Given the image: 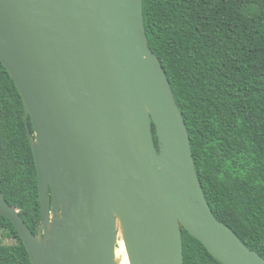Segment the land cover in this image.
Masks as SVG:
<instances>
[{
    "label": "water",
    "instance_id": "water-1",
    "mask_svg": "<svg viewBox=\"0 0 264 264\" xmlns=\"http://www.w3.org/2000/svg\"><path fill=\"white\" fill-rule=\"evenodd\" d=\"M0 60L27 113L39 235L1 191L0 215L31 264H117L118 221L129 264H184L183 229L221 264H264L207 201L143 0H0Z\"/></svg>",
    "mask_w": 264,
    "mask_h": 264
},
{
    "label": "trees",
    "instance_id": "trees-1",
    "mask_svg": "<svg viewBox=\"0 0 264 264\" xmlns=\"http://www.w3.org/2000/svg\"><path fill=\"white\" fill-rule=\"evenodd\" d=\"M143 14L207 201L264 258V0H143ZM26 117L0 60V191L38 236V175ZM30 131L34 136L31 121ZM153 132L158 148L154 125ZM0 231L16 241L0 245V264H31L16 228L1 215ZM183 249L184 264H221L185 229Z\"/></svg>",
    "mask_w": 264,
    "mask_h": 264
},
{
    "label": "bare ground",
    "instance_id": "bare-ground-1",
    "mask_svg": "<svg viewBox=\"0 0 264 264\" xmlns=\"http://www.w3.org/2000/svg\"><path fill=\"white\" fill-rule=\"evenodd\" d=\"M122 233L120 222L118 221V233ZM118 248L116 249V262L117 264H129L125 243L118 235Z\"/></svg>",
    "mask_w": 264,
    "mask_h": 264
},
{
    "label": "rangeland",
    "instance_id": "rangeland-1",
    "mask_svg": "<svg viewBox=\"0 0 264 264\" xmlns=\"http://www.w3.org/2000/svg\"><path fill=\"white\" fill-rule=\"evenodd\" d=\"M238 165H235L233 166L234 169L237 170L238 168ZM119 238H122V233L119 232ZM123 239V238H122ZM16 243L15 240L12 239V237H9L5 232H2L0 231V245H7V246H10V245H14ZM117 248H118V245H117ZM119 264V263H118Z\"/></svg>",
    "mask_w": 264,
    "mask_h": 264
}]
</instances>
